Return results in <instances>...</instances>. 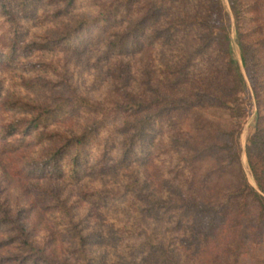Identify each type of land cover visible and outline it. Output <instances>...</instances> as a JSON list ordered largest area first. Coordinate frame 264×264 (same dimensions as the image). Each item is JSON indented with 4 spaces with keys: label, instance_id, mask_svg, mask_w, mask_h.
<instances>
[{
    "label": "rangeland",
    "instance_id": "obj_1",
    "mask_svg": "<svg viewBox=\"0 0 264 264\" xmlns=\"http://www.w3.org/2000/svg\"><path fill=\"white\" fill-rule=\"evenodd\" d=\"M1 1L12 16L0 13V56L10 54L13 47L16 51L12 60L0 64V264L24 260L33 264L36 257L39 262L49 259L56 264H168L160 255H151L154 246L161 245L171 253L180 250L183 264H194L199 259L194 243L185 242L177 224L180 219H195L169 205L181 203L184 190L175 191L169 182L167 165L174 159L168 144L152 159L155 148L149 139L144 147L135 148L134 156L126 155L128 144L124 143L127 124L149 113L123 108L151 98L157 86H162L159 75L163 78L167 71L154 60L168 47L150 41L164 19L139 27L147 0L139 4L133 0L128 7L126 0ZM174 1H167L169 24L178 19ZM179 1L183 6L184 1ZM195 1L201 16L209 3L214 5L208 20L213 43L228 35L248 84V89L239 92L238 101L230 104L236 118L223 110L205 111L204 116L225 133L234 130L246 178L258 189L246 155L257 128L258 109L238 33L259 50L264 47V0ZM85 20L89 22L86 27L70 35L78 39L74 44L61 40ZM182 45L169 48L161 64L170 72L191 52L192 43L188 49ZM212 46V50L225 48ZM177 47L183 50L179 61L172 58ZM260 80L264 81V75ZM79 99L87 105L76 112ZM64 104L73 111L59 121L28 135L23 133L25 123L18 133L6 135L12 123H24L44 109ZM192 124V136L198 138L197 123ZM94 125L98 131L85 145L86 167L80 178L75 179L71 170L76 149L62 161V176L35 173L36 162L67 145V137L80 136ZM222 139L229 142L227 137ZM219 158L227 160L225 154ZM203 165L202 171L211 167V163ZM242 212L259 232L253 235L249 223L237 221L238 214L232 216L230 225L218 230L219 240L211 241L214 252L220 249L215 252V264H264V225L256 226L260 222L257 208L250 204ZM224 231L229 232L225 237ZM241 242L244 248L235 247ZM227 247L231 254H224ZM245 251L247 255L241 256ZM234 252L238 258L232 257Z\"/></svg>",
    "mask_w": 264,
    "mask_h": 264
},
{
    "label": "trees",
    "instance_id": "obj_2",
    "mask_svg": "<svg viewBox=\"0 0 264 264\" xmlns=\"http://www.w3.org/2000/svg\"><path fill=\"white\" fill-rule=\"evenodd\" d=\"M132 1L126 0V6L128 7ZM147 1L144 18L138 25L140 27L157 18L164 19V23L154 30V35L150 41L151 44L158 41L163 47H168L162 48L163 52L157 54L154 60L156 64L160 63V67H166L167 71L163 73L165 74L163 78H161L162 73L159 75V83L162 82V86H157L151 98L144 103L129 104L123 108V111H129L137 107L142 108L145 113H149L146 117L127 124L129 130L124 136V143L128 144L126 155L134 156L135 148L144 147L149 139L155 148L151 154L152 159H154L160 155L161 147L168 144L170 157L174 159L170 160L171 163L167 165V174L170 175L169 182L173 184L175 191L184 190L182 202L169 205L174 209H182L185 214H189V217L195 219L191 222H183L180 219L177 224L178 232L182 238L185 237L186 243L187 240L194 243V251L198 253L199 257V259L194 260V264H215L214 259L218 255L215 252L220 249L214 252V243L211 244V241L219 240L218 230L223 226H229L232 216L238 214L237 221L249 223L250 228L253 229V235H255L259 230H254L253 226L250 225L248 216L242 212L243 208L253 204L259 213L260 222L256 226L262 223L264 225V123H262L264 121V81L261 82L260 80L264 75L262 68L264 67L262 65L264 47L259 50L257 44L255 46L249 40L247 42L245 40L247 36L238 33L242 62L248 70L258 109L257 128L249 138L246 147L249 167L258 188L255 189L249 184L242 168L240 152L234 144V130L225 133L217 124L207 120L203 113L210 110H223L229 111L236 118L234 109L230 104L238 101V94L241 90L248 89L241 66L234 58L228 35L225 36V39L222 37L220 43L219 41L213 43L215 39H212L211 23L208 20L214 13V5L209 3L206 7V13H202L201 16L195 0L194 2L183 0L184 5L181 7L180 1L175 0V8L178 9L179 13L178 19L169 24L167 16L171 9L167 6L168 0ZM136 2L139 4L143 0H136ZM112 11H116V8ZM0 13L9 17L12 16L1 0ZM88 23V20H85L75 31L61 40L68 42L69 46L74 44L78 39H72L70 35L85 28ZM208 32L210 34H207ZM15 39L17 40V38ZM180 39L181 42H179ZM182 43L183 47H187L186 49L192 43L195 49H192L191 46V50L189 49L191 52L185 62L181 63L180 67L177 66L175 71L170 72L167 66H162L164 65V58L168 56L169 48L172 49L174 45L178 46ZM221 44L225 45L221 51L212 50V45L215 47ZM202 46L206 48L203 49ZM13 50L11 49V55L0 56L1 65L12 60L16 48L13 47ZM177 50L178 47L174 52L172 51V58L179 61L183 50ZM169 63L171 65L170 61ZM86 105L84 99H79L77 103L75 102L74 111L79 112V108H86ZM71 111L73 109H69L66 104L54 109H44L29 121L12 123L6 135L11 137L18 133L19 127H24L25 123L26 128H23L25 130L23 133L31 134L35 129H42V127L45 128L49 124L59 121ZM192 121L197 123L195 132L198 138L192 136ZM97 131L98 127L94 125L91 130L80 136L67 137V145H62L42 162L35 163L33 166L35 173L46 176L49 172L52 175L62 176L65 171L62 168V161L69 156L71 151L76 149L75 155L70 161L71 170L76 174L75 179L80 178L83 173L82 170L86 167L85 145L93 133ZM163 137H166V141ZM223 137H227L229 142L227 139L223 140ZM221 154H225L227 160H221L219 158ZM135 157L138 160L141 159L140 156L135 155ZM151 161L157 162V160ZM204 163H211V167L202 171ZM228 234L229 232L224 231L222 235L225 237ZM161 246H154L155 251H151L153 257L160 255L164 259L163 261H170L168 264H183L180 250L173 249L171 253L160 248ZM235 247L244 248L245 245L241 242ZM223 251L224 254L232 253L230 247L224 248ZM246 252H242L241 256L247 255ZM207 255L210 258L209 261L208 258L205 259ZM235 255L237 258L239 257L237 252H234L232 257ZM37 259V257L34 258L32 263L56 264L49 259L41 262ZM27 261L24 260L22 264H28Z\"/></svg>",
    "mask_w": 264,
    "mask_h": 264
}]
</instances>
